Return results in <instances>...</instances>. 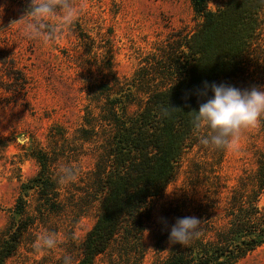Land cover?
<instances>
[{"label":"trees","instance_id":"trees-1","mask_svg":"<svg viewBox=\"0 0 264 264\" xmlns=\"http://www.w3.org/2000/svg\"><path fill=\"white\" fill-rule=\"evenodd\" d=\"M211 1L190 0L195 27L157 44L130 77L117 76L110 52L94 55L95 62L89 63L97 67L96 74L85 78L87 102L73 141L62 126H52L51 144L31 150L39 169L20 183L8 225L0 232V264H7L39 217L67 211L78 218L90 208L96 209L95 220L73 264H98L97 258L111 248L116 249L112 263L138 264L152 198L181 172L189 174L191 184L218 189L227 147L202 145L198 136L205 130L193 129L189 112L204 102L198 92L205 81L241 90L264 86V0H223L215 9L209 7ZM6 73L15 72L10 68ZM259 121L264 136V116ZM7 146L8 139L0 136V152ZM87 154L91 167L80 170L77 186L69 189L70 183L59 180V165ZM262 155L257 169L240 174L231 188L223 208L225 223L200 216L198 234L189 244L157 243L158 251L166 253L152 264H236L262 245Z\"/></svg>","mask_w":264,"mask_h":264},{"label":"rangeland","instance_id":"rangeland-1","mask_svg":"<svg viewBox=\"0 0 264 264\" xmlns=\"http://www.w3.org/2000/svg\"><path fill=\"white\" fill-rule=\"evenodd\" d=\"M222 2L213 0L209 7L215 9ZM72 3L78 10L76 20L70 25L59 24L58 10L48 21L57 31L44 42L25 39L21 34L30 0H0V136L8 139L6 150L0 152V232L8 225L20 183L38 172L31 150L51 144L52 126H62L64 136L72 140L87 102L85 78L89 72L96 74L97 67L89 63L95 62L94 55L110 52L117 76L130 77L157 44L174 32L192 30L197 23L190 0H72ZM10 68L15 73L8 76ZM262 128L258 120L255 126L242 129L226 148L219 169L221 184L216 191L202 184H191L189 174L181 172L162 194L149 201L151 214L142 232L144 255L138 264H152L165 255L166 251H158L157 243L170 245L169 231L177 218L202 216L204 221L209 219L217 225L226 222L223 208L237 177L243 172H254L263 162ZM61 166L75 169L76 179L68 184L70 189L77 186L81 171L91 167V157L87 154L78 162L62 161ZM183 168L186 169L185 164ZM28 201L29 212H33V192ZM258 203L264 207V188ZM72 214L64 211L36 219L7 264H62L64 255H70L75 262L80 242L94 223L96 209H87L78 218ZM45 231L56 234L58 245L38 251L33 247L34 241ZM114 257L116 249L111 248L97 262L114 264ZM236 264H264V243Z\"/></svg>","mask_w":264,"mask_h":264},{"label":"clouds","instance_id":"clouds-1","mask_svg":"<svg viewBox=\"0 0 264 264\" xmlns=\"http://www.w3.org/2000/svg\"><path fill=\"white\" fill-rule=\"evenodd\" d=\"M58 10L61 25L72 24L78 16V10L74 7L72 0H30L29 7L23 15L26 19L21 25L22 36L28 40L44 42L52 39L57 28L49 25L48 21L58 14ZM198 96L203 97L204 102L199 103L198 110L189 113H193V129L197 133L205 130V134L198 136L199 142L204 146L228 147L239 136L242 129L255 126L259 118L264 116V91L255 87L250 90H241L224 83L208 84L205 81ZM163 114L168 115V109H164ZM58 177L64 183L74 182L75 169L61 166ZM200 221L194 216L177 218L169 231V243L188 245L198 234ZM57 245L56 234L45 231L36 237L33 247L39 251L51 250ZM62 264H73L72 257L64 255Z\"/></svg>","mask_w":264,"mask_h":264}]
</instances>
